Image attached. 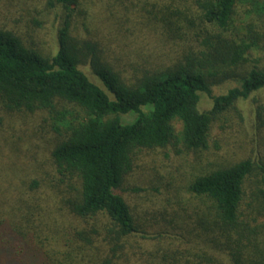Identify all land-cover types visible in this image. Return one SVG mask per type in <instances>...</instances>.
Segmentation results:
<instances>
[{"label": "trees", "instance_id": "16d2710c", "mask_svg": "<svg viewBox=\"0 0 264 264\" xmlns=\"http://www.w3.org/2000/svg\"><path fill=\"white\" fill-rule=\"evenodd\" d=\"M141 2L168 38L196 47L165 67L120 72L79 32L87 34L98 9L99 22L111 19L134 45L154 39L152 24L134 14ZM43 13L59 18L55 52L34 38ZM250 50L264 52V0H0V111L16 125L34 119L17 133L21 142L31 130L53 136V173L21 181L26 226L0 218V264H264V162L240 159L194 177L189 222L164 235L142 233L120 194L138 153L208 149L219 117L264 89L263 65L237 70ZM228 80L240 85L214 95ZM257 113L264 125V106ZM251 178L253 205L245 197Z\"/></svg>", "mask_w": 264, "mask_h": 264}, {"label": "rangeland", "instance_id": "374dc122", "mask_svg": "<svg viewBox=\"0 0 264 264\" xmlns=\"http://www.w3.org/2000/svg\"><path fill=\"white\" fill-rule=\"evenodd\" d=\"M144 3L141 2L134 14L138 11L139 15L146 19L145 22L152 24L153 33H150L154 39H145L143 43L134 45L130 36L125 38L122 33L115 32L116 26L111 19L99 22L98 9H94L93 15L89 17L91 24L87 27V34L81 30L79 32V36L86 35L98 42L105 60L120 72L126 73L136 68L144 71L165 67L174 62V58L179 56L182 49L196 47V44L182 40V36H178L177 40L168 38V34L165 31L163 33L158 24L151 21L155 11L150 2L149 5ZM55 13L60 14V11L57 10ZM55 13H43L39 17L44 26L36 29L34 38L43 51L55 52L57 48L56 30L59 18ZM241 18L237 31L240 34L245 31L244 22L248 17ZM245 57L247 61L239 66L238 71L245 72L255 66H264V52L250 50ZM81 68L92 82L111 96L103 82L87 65ZM239 85L240 82L237 80L225 81L213 87V94L223 95ZM209 105L208 98L203 97L200 108L207 109ZM238 105L237 112L223 114L214 123L206 150L199 152L184 150L174 153L177 148L175 150L169 147L165 150L138 153L133 170L124 178L120 194L131 208L142 233L149 236L164 235V232L171 231L170 228L176 221L178 224L189 222L186 220H189L187 218L192 211V204L197 201L193 200L187 187L200 173L229 165L240 159H250L255 163L264 162V125L260 123L257 113L258 107L264 106V89ZM40 116L42 115L38 114L35 120L39 121L46 117ZM132 119L133 116H123L124 121ZM33 121L31 120L26 127L21 125L22 122L16 125L0 111V188L4 190L0 193V218L22 223L23 226H26L24 202L28 193H25L21 181L27 177L42 181L53 173L48 155L50 140L53 139L51 133L37 130L35 133L31 130L28 138L23 136L25 141L22 142L17 136L19 132L24 135L30 126L33 128ZM254 185V178L245 184V197H249V201L247 198L246 201L252 202V205L251 191ZM260 220L264 224V218L261 217Z\"/></svg>", "mask_w": 264, "mask_h": 264}]
</instances>
